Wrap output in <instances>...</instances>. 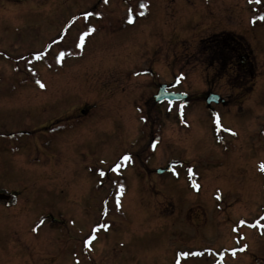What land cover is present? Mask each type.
I'll use <instances>...</instances> for the list:
<instances>
[{"label": "rangeland", "instance_id": "374dc122", "mask_svg": "<svg viewBox=\"0 0 264 264\" xmlns=\"http://www.w3.org/2000/svg\"><path fill=\"white\" fill-rule=\"evenodd\" d=\"M82 4L0 0V129L29 131L0 140V184L17 183L8 191L21 198L0 264H264V0L103 1L101 28L90 16L84 46L57 62L60 25L71 27L70 43L88 30ZM232 37L242 42L237 58L207 67L215 44ZM31 74L56 93L21 90L36 83ZM174 82L187 94L183 122L177 104L152 99ZM80 85L89 93H70ZM208 93L224 103L208 110ZM86 94L95 123L83 135L52 130L50 103L65 109ZM210 111L236 135L218 130ZM166 166L173 171L156 174ZM98 222L110 227L89 250Z\"/></svg>", "mask_w": 264, "mask_h": 264}, {"label": "flooded vegetation", "instance_id": "af4514ba", "mask_svg": "<svg viewBox=\"0 0 264 264\" xmlns=\"http://www.w3.org/2000/svg\"><path fill=\"white\" fill-rule=\"evenodd\" d=\"M104 0H83V4L80 5L79 7H77L78 9H81L83 15H85L88 12H91L92 15H99L101 14V10L99 8V5L97 6V4H100L101 2H103ZM141 2H139V5H137L138 7H136L137 9H139L140 11L147 9V7L145 8H141L140 7ZM150 8V7H149ZM131 9H133V7L131 6ZM97 23L100 24L101 20L100 17L98 16L96 18ZM63 37V36H62ZM65 38L61 41V43L58 45V47L61 49V53H64V56L68 57L71 56V54H69L67 51L69 50V48L74 45L72 43H70V41H67L66 39L68 38L67 36H64ZM77 45V44H75ZM60 55V53L58 54ZM63 61H66L63 58ZM244 59L241 62L242 64L244 63ZM245 73L246 71L243 70ZM22 89H26L29 90L31 92L34 93H38V94H45V93H56L55 90H50L49 92H45V89H51V87H44V88H40L39 85H35V86H30V87H21ZM88 87L85 86H78V87H74V91H70V93H80V91L78 90H85V93L88 92ZM89 93V92H88ZM87 96V94L85 95ZM71 104V103H70ZM52 107L50 109H48V114L50 116V122H54V124L57 123L58 127L57 130L58 131H65V130H75V131H80L81 134L83 135L88 127H89V123L90 125L95 123V121H90L89 116V110L90 108H88L87 106L89 105V103L87 101H76V102H72V104L69 107H66L65 109H59L58 105L59 104H51ZM92 105H94L92 103ZM94 115V114H93ZM85 118L86 121L83 122V119ZM3 130V129H0ZM26 131L22 130L21 134H25ZM5 134L4 132H0V138L4 137ZM11 136V134H8L7 137ZM81 177H84V175H81ZM17 183H13L10 185H6V184H0V193H2V198H0V258H3L5 256V251H4V244L7 242V239L9 238V241H11L12 243L14 242V238L9 234L6 233L5 231V226L7 225L8 221H14L15 219L21 222V215H18L16 212H18V210L21 209V203L19 204V209L18 208V204L17 202L15 203V199L19 198V196L15 193H13L12 191H8V187L9 186H13ZM4 194H9L11 195L8 197H5ZM21 200V198H19ZM14 209V210H13ZM15 213H12V212ZM21 211V210H20ZM12 213V214H9ZM17 217V218H16ZM16 233V234H14ZM13 236L16 237V242L18 243L17 245L19 246V252H21V223H20V228L17 229L16 231H14L12 233Z\"/></svg>", "mask_w": 264, "mask_h": 264}, {"label": "snow or ice", "instance_id": "6c2138e0", "mask_svg": "<svg viewBox=\"0 0 264 264\" xmlns=\"http://www.w3.org/2000/svg\"><path fill=\"white\" fill-rule=\"evenodd\" d=\"M107 2H108V0H104V3L105 4H107ZM250 2H251V0H250ZM255 2L256 3H260L261 0H255ZM140 7L141 8H145V7H147V5L141 3L140 4ZM139 14L140 15H143L144 13L143 12H140ZM90 16H92V13L91 12H88V13H86L84 15V19L87 21ZM133 22H134V20H133V18L131 16V10H130V12H129V18H128V23H133ZM253 23H255V21H253ZM92 31H94V29H90L87 32H85V33H83L82 35L79 36V38H78V41L79 42L77 44V47H81L82 48L84 46V39H85V37L88 36ZM49 47H51V46H49ZM40 58H42V54L37 56V59H40ZM63 58H64V53H60L57 62L62 61ZM182 78L183 77H181V79ZM36 83L39 85L40 88H44L45 87V85L43 83H41L39 80H37ZM183 107H184V105L181 104L180 105V117H181V121L182 122H183ZM169 110H171V109H169ZM214 122H215L216 128L218 130H220L221 132H229L233 136L236 135V133L234 131H232L231 129H226V128H224L222 126L221 119H220V116L218 114L215 115V121ZM152 147L155 148V145H152ZM130 159H131V157H129L127 155H125V156L122 157V161H129ZM122 166H123L122 162H117L114 166L110 167V171L117 172L118 173L120 171V169H121ZM260 170L261 171H264V165H261L260 166ZM188 171H189L190 174L192 173V169H189ZM105 174L106 173H104V172H101L100 173L101 176H104ZM193 187H195V188L198 189L199 188V185L194 183L193 184ZM119 192H120L121 195L123 194V187L122 186L120 187ZM219 198L220 197L217 196V199H219ZM116 207H117V209H119V207H120V199H119V196L116 198ZM103 215L104 216H107V211L106 210L103 213ZM262 219H264V218H262ZM43 223H44L43 220L39 221V225L37 227H34L33 230L34 231L38 230V227L39 226H42ZM244 223H245L244 221H241L240 222L241 225H244ZM109 227H110V225H108L106 222H98L97 226L92 229V233L89 235V237L85 238V240L83 241L84 247H87V248H89V250H91V246L93 244V241H95L97 239V235L96 234L98 232H100L101 230L108 231ZM257 227H264V226L257 225ZM193 254L195 255V253H193ZM185 255H187V253H185ZM233 255H235V253H233Z\"/></svg>", "mask_w": 264, "mask_h": 264}, {"label": "trees", "instance_id": "16d2710c", "mask_svg": "<svg viewBox=\"0 0 264 264\" xmlns=\"http://www.w3.org/2000/svg\"><path fill=\"white\" fill-rule=\"evenodd\" d=\"M221 40L225 41L224 45H217L218 50L214 53H212L211 51L209 52V62L210 64H216L219 65L222 62H228L230 59V53H231V49H234L235 51H239V47L242 48V44L239 40H235V38H228L227 41L225 40V38H221ZM228 44V45H226ZM205 51H207V49H204ZM218 55H222L223 57L221 58V61L217 58H215V56ZM233 58V57H232ZM220 66V65H219Z\"/></svg>", "mask_w": 264, "mask_h": 264}, {"label": "water", "instance_id": "95a60500", "mask_svg": "<svg viewBox=\"0 0 264 264\" xmlns=\"http://www.w3.org/2000/svg\"><path fill=\"white\" fill-rule=\"evenodd\" d=\"M162 91H163V87H160L159 92L154 97L155 100L160 101V100H163L164 97H167L170 101H173L174 99H177V98H183V99L185 98V96H179V95L174 96V95L167 94V93L163 94ZM218 101H219V98L215 95L210 94L206 97L207 104H210L211 102L217 103Z\"/></svg>", "mask_w": 264, "mask_h": 264}, {"label": "bare ground", "instance_id": "6f19581e", "mask_svg": "<svg viewBox=\"0 0 264 264\" xmlns=\"http://www.w3.org/2000/svg\"><path fill=\"white\" fill-rule=\"evenodd\" d=\"M236 258H237V256H236Z\"/></svg>", "mask_w": 264, "mask_h": 264}]
</instances>
